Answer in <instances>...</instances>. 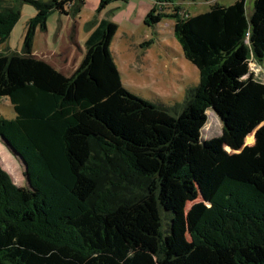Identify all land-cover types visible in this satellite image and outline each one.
<instances>
[{
    "label": "trees",
    "instance_id": "obj_1",
    "mask_svg": "<svg viewBox=\"0 0 264 264\" xmlns=\"http://www.w3.org/2000/svg\"><path fill=\"white\" fill-rule=\"evenodd\" d=\"M18 1L36 15L22 52L0 53V99L16 115H0V138L28 186L0 165V264H264V191L255 182L264 162L252 166L263 153L225 147L241 148L264 122V84L250 71L264 67V0L248 16L244 0L195 15L163 6L194 0H156L145 25L171 17L200 76L172 108L125 88L111 52L118 26L107 19L92 24L70 76L32 55L49 16L76 15L84 0ZM115 1L101 0L99 11ZM20 17V5L0 6L1 44ZM209 111L226 121L224 137L203 136Z\"/></svg>",
    "mask_w": 264,
    "mask_h": 264
},
{
    "label": "rangeland",
    "instance_id": "obj_2",
    "mask_svg": "<svg viewBox=\"0 0 264 264\" xmlns=\"http://www.w3.org/2000/svg\"><path fill=\"white\" fill-rule=\"evenodd\" d=\"M100 1L84 0L85 5L76 15L72 14L70 17L58 12L51 14L47 21V34H43L40 30L36 32L32 55L40 59V55L47 52L52 51L53 55H60L62 50H66L72 56L68 58L67 64H58L62 66L63 71L68 72L70 67L76 70L84 59L85 42L93 30L91 29L92 24L107 19L118 26L111 44V52L125 88L144 100L164 105L167 108L182 104L187 90L198 86L200 76L198 69L184 58L182 48L174 36L175 21L171 17H165L155 27L145 25L144 21L156 0H118L99 11ZM218 1L227 5H235L243 0L183 1L180 2V6L183 8L182 12L195 15L207 11L212 3ZM244 1L248 16L253 12L255 0ZM7 4L20 5L21 17L8 41L0 43V53H21L27 23L36 15V10L27 2L0 0V6ZM73 18L76 24L72 21ZM146 41H151L152 45L144 47L143 44ZM54 59L59 60L58 57ZM250 71L255 80L264 84L263 66L257 67L251 63ZM0 115L9 120L16 116L8 98L0 99ZM228 132L224 118L216 112L209 111L208 122L203 132L206 140L222 138ZM249 135L252 136L250 142L246 141ZM234 144L229 142L225 145L231 154H239L244 148L258 146L263 157H252V166L255 170L260 169L264 162V122L245 137L241 148L236 149ZM0 158V165L8 173L12 182L18 187H27V177L22 160L1 138ZM255 180L260 183H256L257 186L264 191V180L258 176Z\"/></svg>",
    "mask_w": 264,
    "mask_h": 264
},
{
    "label": "crops",
    "instance_id": "obj_3",
    "mask_svg": "<svg viewBox=\"0 0 264 264\" xmlns=\"http://www.w3.org/2000/svg\"><path fill=\"white\" fill-rule=\"evenodd\" d=\"M239 1V0H238ZM240 2V1H239ZM216 3V2H215ZM217 3H220V1H218ZM158 4L156 1H155V4L154 6ZM213 4V3H212ZM220 4H223L222 2ZM223 5H227V4H223ZM232 4H228L227 6H230ZM153 6V7H154ZM164 8H168V10L166 11L167 13H170L172 10L176 9V8H181L183 9L181 6H180V2H177V3H169V4H164L163 5ZM152 9V8H151ZM245 10H246V13H247V9H246V3H245ZM203 13V12H201ZM199 14V13H198ZM250 15V14H249ZM70 17V16H69ZM72 21L74 22V24H76V20L73 18ZM43 34H47V32H42ZM71 33H73L71 31ZM72 35V34H71ZM75 38V37H74ZM70 52L66 51V50H62V52L60 53V55H53L54 53L51 51V52H47L46 54H42L40 55V59H43L45 60L47 63H49L52 67H54L55 69H57L58 71H60L63 75H66V76H70L75 70H74V67H70L68 69V72L66 71H63L62 70V66L60 67L58 63H64V64H67L68 63V58L70 56H72V54L70 55L69 54ZM54 57H58L59 60H56L54 59ZM70 59V58H69ZM60 67V68H59ZM61 69V70H60ZM124 85V84H123ZM128 87V86H127ZM129 88V87H128Z\"/></svg>",
    "mask_w": 264,
    "mask_h": 264
},
{
    "label": "water",
    "instance_id": "obj_4",
    "mask_svg": "<svg viewBox=\"0 0 264 264\" xmlns=\"http://www.w3.org/2000/svg\"><path fill=\"white\" fill-rule=\"evenodd\" d=\"M2 140H3V138H2ZM5 143H6V145H7V142L5 141V140H3ZM8 146V145H7ZM9 147V146H8Z\"/></svg>",
    "mask_w": 264,
    "mask_h": 264
}]
</instances>
